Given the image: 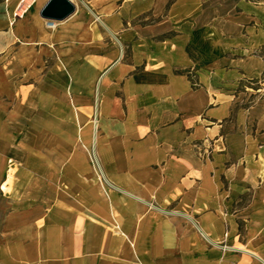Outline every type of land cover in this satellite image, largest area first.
<instances>
[{"label": "crops", "instance_id": "1", "mask_svg": "<svg viewBox=\"0 0 264 264\" xmlns=\"http://www.w3.org/2000/svg\"><path fill=\"white\" fill-rule=\"evenodd\" d=\"M34 1L0 2V264H264V0Z\"/></svg>", "mask_w": 264, "mask_h": 264}, {"label": "rangeland", "instance_id": "2", "mask_svg": "<svg viewBox=\"0 0 264 264\" xmlns=\"http://www.w3.org/2000/svg\"><path fill=\"white\" fill-rule=\"evenodd\" d=\"M31 1L32 0H29V2H31ZM44 1L45 0H37L36 2L34 1V6H32V7H35ZM73 1L75 2L76 6H77V10H76V13L67 20V22L75 20L76 18L77 19L82 18V19L87 20V21L92 20L93 22H96V23L102 25L103 28H105L104 22L107 20V18H106L105 13L103 14L102 10L105 8H108V7H110L114 11L120 10V7L125 2V0H97L96 2H91V0H73ZM33 9H32V12L35 11ZM127 12H129V11L127 10ZM107 13H110V11H107ZM114 14H115V12H114ZM123 16H125V15H123ZM127 16H128V18L126 20H128L133 26H135L136 24H140V25L145 26L148 24H152L155 21V18L152 15V13H146L144 15H141L138 18H132V17H130V12H129L127 14ZM67 22H65L63 24H66ZM105 31L110 32V30H105ZM110 34H112L113 39H118L120 37V31L119 32H113L112 31V32H110ZM172 36H173V33H166L164 35L155 37L153 40H151V42L149 43V46H147V49L152 50L153 49L152 46H154V44H158L159 42L165 41L166 39H168ZM118 44H119V46L121 45L120 48H122V50H123V61L129 62L133 56V51H132L133 46H134L133 43H131L130 41L123 40V44H122V41L118 40ZM136 69L137 70L143 69V66H139ZM91 159H92V162L95 164V166L98 169L99 164H98V162L94 156V152H92V150H91Z\"/></svg>", "mask_w": 264, "mask_h": 264}, {"label": "water", "instance_id": "3", "mask_svg": "<svg viewBox=\"0 0 264 264\" xmlns=\"http://www.w3.org/2000/svg\"><path fill=\"white\" fill-rule=\"evenodd\" d=\"M77 6L73 0H49L41 10V17L50 22H63L75 14Z\"/></svg>", "mask_w": 264, "mask_h": 264}, {"label": "trees", "instance_id": "4", "mask_svg": "<svg viewBox=\"0 0 264 264\" xmlns=\"http://www.w3.org/2000/svg\"><path fill=\"white\" fill-rule=\"evenodd\" d=\"M3 0H0V2H2ZM264 55V54H263ZM182 72H189L188 70H186V71H182ZM239 229H240V234L241 235H243V233H244V224H243V222H240L239 223Z\"/></svg>", "mask_w": 264, "mask_h": 264}, {"label": "built area", "instance_id": "5", "mask_svg": "<svg viewBox=\"0 0 264 264\" xmlns=\"http://www.w3.org/2000/svg\"><path fill=\"white\" fill-rule=\"evenodd\" d=\"M22 1H23V3L25 2V0H22ZM56 26H57V22H50V21H48V27L50 29H55Z\"/></svg>", "mask_w": 264, "mask_h": 264}]
</instances>
